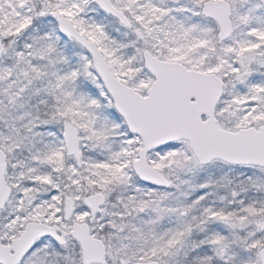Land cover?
I'll list each match as a JSON object with an SVG mask.
<instances>
[{"label":"snow or ice","instance_id":"obj_1","mask_svg":"<svg viewBox=\"0 0 264 264\" xmlns=\"http://www.w3.org/2000/svg\"><path fill=\"white\" fill-rule=\"evenodd\" d=\"M0 264H264V0H0Z\"/></svg>","mask_w":264,"mask_h":264}]
</instances>
